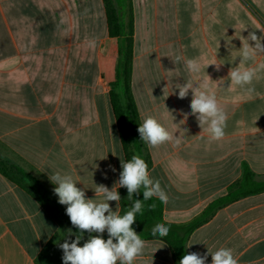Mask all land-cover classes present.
I'll return each mask as SVG.
<instances>
[{"label":"crops","instance_id":"crops-1","mask_svg":"<svg viewBox=\"0 0 264 264\" xmlns=\"http://www.w3.org/2000/svg\"><path fill=\"white\" fill-rule=\"evenodd\" d=\"M117 1L127 22L128 8ZM131 4V86L140 121L153 116L179 137V143L146 144L149 173L168 196L164 220L185 224L227 193L241 177L243 162L264 180V73L253 81L251 95L228 79L240 62L239 37L264 36V0ZM110 40L103 0H0V155L29 172L57 201V185L49 179L56 171L71 175L86 198L97 202L102 196L96 185L119 189L126 159L99 68ZM187 59L199 61V74L187 71ZM257 61L264 62V55ZM210 63L223 64L217 70ZM206 74L227 114L226 135L219 141H209L191 115V90L179 99L176 89ZM36 194L0 173V264H63L59 245L76 238L67 206L47 210ZM109 204L120 213V201ZM221 247L231 249L238 264H264V193L218 210L187 243L188 254ZM134 264L176 263L167 244L148 240Z\"/></svg>","mask_w":264,"mask_h":264},{"label":"clouds","instance_id":"clouds-1","mask_svg":"<svg viewBox=\"0 0 264 264\" xmlns=\"http://www.w3.org/2000/svg\"><path fill=\"white\" fill-rule=\"evenodd\" d=\"M239 38L242 42L237 56L240 62L238 66L229 70L228 79L230 85H236L251 95L255 92L252 86L253 81L259 78L260 73H264V62L257 61L258 56L264 55V43H262L264 36L249 32L247 37ZM181 59L182 57L177 56L176 62ZM184 63L190 74H199L202 70L197 59H187ZM212 64H215L219 70L223 63L208 65ZM206 76L207 79L196 84L191 80L178 84L176 89H178L179 99L186 98L191 90V115L196 117L199 126L208 133L209 141H219L226 135L227 114L218 106L217 97L209 88V81L212 80L207 74ZM138 132L140 139L152 148L169 142L179 143V137L167 130L153 116L143 119V122L139 124ZM121 168L117 184L119 188L127 189L130 200L133 194L143 189V201L155 196L163 203L168 202V196L161 188L160 182L150 177L148 165L140 156L133 155L126 162L121 160ZM112 171L115 169L112 168ZM49 179L57 185L53 191L58 197V203L67 206L66 214L71 224L79 230L75 240L72 242L65 240L59 245L63 251V264H117V262L134 264L137 258L142 257L145 241L135 232L132 225L136 221V214L142 212L143 201L135 200L131 209L121 215L119 211H113L109 204V201H115L118 205L121 200L117 188L113 187L109 190L105 185H96V195L102 196V200L97 202L95 199L86 198L85 191L77 187L76 181L69 174L56 171ZM85 231L98 235H90L83 246H80ZM105 231L108 233L106 240L102 236ZM168 232L169 229L164 224H157L152 229L153 236L158 233L161 237H165ZM208 254L211 255V264H238L232 250L223 247L211 253L208 250V253L204 255L197 252L185 254L179 264H206Z\"/></svg>","mask_w":264,"mask_h":264},{"label":"trees","instance_id":"trees-1","mask_svg":"<svg viewBox=\"0 0 264 264\" xmlns=\"http://www.w3.org/2000/svg\"><path fill=\"white\" fill-rule=\"evenodd\" d=\"M119 1L124 2V7L128 8L127 22H124L122 18V6L119 7L115 0H103L111 40L99 58V68L109 87L110 103L125 159L129 161L133 155H138L145 160L149 171L152 161L146 143L140 139L138 132L141 121L131 86L134 53L133 9L131 0ZM0 173L23 189L36 191V198L45 209L49 210L50 206L59 209L58 201L47 195L36 178L1 155ZM118 193L121 197V215L131 209L135 200L143 201V189L139 193L133 194L131 200L128 198L126 188H119ZM262 193H264V180L259 179L248 163L243 162L241 177L228 187L227 193L211 202L199 216L190 222L185 224L167 223L163 215L164 203L153 196L151 199L143 201L142 212L136 214V221L132 228L144 241L159 240L167 244L175 263L179 264L183 255L188 254L187 243L190 236L207 223L218 210L243 198ZM68 223L76 237L79 230L71 224L70 219H68ZM157 224H164L169 229L167 236L161 237L158 233L156 236L152 235V229ZM90 235L83 233L80 241L82 246ZM102 236L106 240L108 233L102 234Z\"/></svg>","mask_w":264,"mask_h":264},{"label":"rangeland","instance_id":"rangeland-1","mask_svg":"<svg viewBox=\"0 0 264 264\" xmlns=\"http://www.w3.org/2000/svg\"><path fill=\"white\" fill-rule=\"evenodd\" d=\"M117 3H118V1L117 0H115ZM120 6V5H119Z\"/></svg>","mask_w":264,"mask_h":264}]
</instances>
